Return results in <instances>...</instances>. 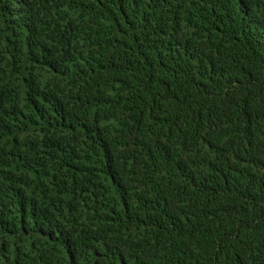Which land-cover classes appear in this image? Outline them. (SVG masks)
<instances>
[{"label":"trees","instance_id":"trees-1","mask_svg":"<svg viewBox=\"0 0 264 264\" xmlns=\"http://www.w3.org/2000/svg\"><path fill=\"white\" fill-rule=\"evenodd\" d=\"M0 264H264V0H0Z\"/></svg>","mask_w":264,"mask_h":264}]
</instances>
